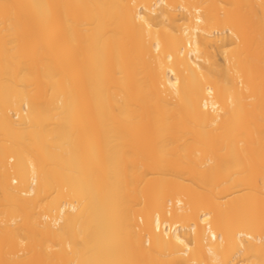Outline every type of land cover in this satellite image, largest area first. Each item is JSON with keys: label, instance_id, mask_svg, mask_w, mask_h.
I'll return each instance as SVG.
<instances>
[{"label": "bare ground", "instance_id": "obj_1", "mask_svg": "<svg viewBox=\"0 0 264 264\" xmlns=\"http://www.w3.org/2000/svg\"><path fill=\"white\" fill-rule=\"evenodd\" d=\"M253 3L0 0V264H264Z\"/></svg>", "mask_w": 264, "mask_h": 264}, {"label": "rangeland", "instance_id": "obj_2", "mask_svg": "<svg viewBox=\"0 0 264 264\" xmlns=\"http://www.w3.org/2000/svg\"><path fill=\"white\" fill-rule=\"evenodd\" d=\"M254 3L256 0H253ZM253 3V5H254ZM256 7V4L255 6ZM254 14V13H253ZM255 17V15H254ZM253 17V19H255ZM255 21V20H254ZM256 24H251V27L253 26L255 28ZM257 32V31H256ZM251 31V33H255ZM251 39H254V36ZM254 42V40H251ZM235 45H230L228 48H234ZM221 57V56H220ZM8 162L11 163L9 160ZM217 165V168L214 171L215 178L226 185L227 187L231 188V190L226 194L227 199H238L242 196H252L257 194L258 192L261 195H264V189H256L251 186H253V182L250 181H243V177L246 175V173L240 168L239 165V157L236 154H214L213 155V164ZM85 164V163H84ZM12 165L8 164V168H10ZM12 168V167H11Z\"/></svg>", "mask_w": 264, "mask_h": 264}]
</instances>
